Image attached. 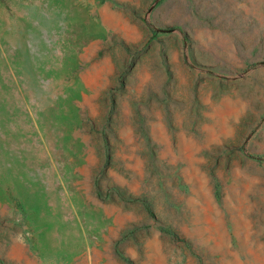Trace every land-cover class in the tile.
Returning <instances> with one entry per match:
<instances>
[{"label": "rangeland", "instance_id": "1", "mask_svg": "<svg viewBox=\"0 0 264 264\" xmlns=\"http://www.w3.org/2000/svg\"><path fill=\"white\" fill-rule=\"evenodd\" d=\"M0 223L4 264H264V0H0Z\"/></svg>", "mask_w": 264, "mask_h": 264}, {"label": "crops", "instance_id": "2", "mask_svg": "<svg viewBox=\"0 0 264 264\" xmlns=\"http://www.w3.org/2000/svg\"><path fill=\"white\" fill-rule=\"evenodd\" d=\"M195 139H197V137H195ZM25 240V237L22 236L20 232L9 236L4 225L0 223V250L2 249L3 254L6 253L8 259L13 255L16 248L20 249L21 246L25 248ZM0 264H4L2 255L0 256Z\"/></svg>", "mask_w": 264, "mask_h": 264}]
</instances>
